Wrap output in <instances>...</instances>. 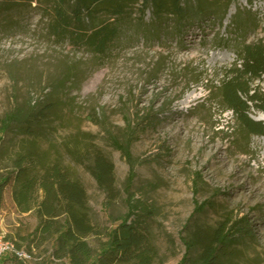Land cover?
Segmentation results:
<instances>
[{
  "label": "rangeland",
  "instance_id": "obj_1",
  "mask_svg": "<svg viewBox=\"0 0 264 264\" xmlns=\"http://www.w3.org/2000/svg\"><path fill=\"white\" fill-rule=\"evenodd\" d=\"M225 2L219 0L206 16L182 26L170 17L155 27L150 11L141 13V0L130 8L121 37L103 57L85 45L50 36L51 5L34 1L0 19V117L29 101L58 104L38 139L42 153L49 161L73 167L88 192L91 221L98 231L111 228L112 218L128 212L127 191L139 200L143 208L137 216L149 231L156 264L180 263L186 252L181 232L196 204L207 200L211 203L193 221L207 227L230 216L245 218L254 237L239 244L237 264H264V136L251 137L248 148L238 144L234 114L224 111L208 91L238 60V47L262 38L264 0H236L224 11ZM238 9L250 11L251 18L245 14L243 23L252 20L255 25L235 29ZM97 18L96 25L111 20L102 13ZM256 83L264 90V79ZM147 110L157 118L154 124L138 119L137 113L142 116ZM94 113L99 123L104 115L105 124L96 125ZM249 113L264 124L255 118L261 112ZM127 119L133 121L138 137L131 150L135 161L131 182L130 165L110 146L105 132L121 135ZM86 134L114 162L119 191L115 201H109L66 152L75 136L88 141ZM21 138L7 136L4 152L15 154ZM197 174L202 189L195 195ZM12 189L13 184L6 188L0 206V233L8 241L20 242L28 255L31 252L26 264H69L53 258V240L39 245V235L31 244L17 237L30 235L38 222L33 213H19ZM91 244L96 248L98 242L92 239ZM13 260L6 254L0 264Z\"/></svg>",
  "mask_w": 264,
  "mask_h": 264
},
{
  "label": "trees",
  "instance_id": "obj_2",
  "mask_svg": "<svg viewBox=\"0 0 264 264\" xmlns=\"http://www.w3.org/2000/svg\"><path fill=\"white\" fill-rule=\"evenodd\" d=\"M34 1L47 7L51 5L53 20L49 24L50 36L85 45L96 56L103 57L108 55L113 42L121 37L123 20L129 17L130 8L141 0H0V19L9 17ZM225 1L222 5L224 11L236 0ZM218 4L219 0H143L141 13L145 16L144 11L149 10L151 23L155 27L170 17L175 19L177 26H182L189 20L206 16ZM98 13L111 20L96 25ZM245 14L251 18L250 11L245 13L239 10L234 16L235 29L244 30L255 22L243 23ZM236 54L238 60L223 72L221 79L208 91L220 102L224 111L234 114L238 128L237 143L246 144L248 148L251 137L264 136V124L255 121L249 113L251 109L264 113V90L256 83L264 79V27L259 42L241 45ZM57 108L58 104L55 103L32 105L29 101L26 105L15 106L0 117V206L6 188L13 184L11 194L15 207L21 214L33 213L38 222L30 235L18 234L17 237L31 244L36 241L34 237L39 235V245L53 240V258L59 261L66 259L69 264H156V250L149 231L144 229L137 216V212L143 208L139 200H134V196L127 191L128 212L112 218L111 228L98 231L91 221L88 192L74 176L73 167L59 160L49 161L47 153H42L38 139L44 135L49 117L56 114ZM139 114L141 124H154L157 120L150 115V110L144 111L142 116ZM92 116L96 125L105 124L107 120L102 115L99 123L97 114ZM105 132L110 146L121 152L130 165L131 182L135 167L131 150L138 140L133 121L127 119L121 135L109 130ZM9 135L22 137L19 150L13 155H8L2 149ZM90 136L84 135L88 141L75 136L70 145L65 146L66 152L71 161L94 178L107 199L115 201L119 191L116 189L114 162L102 149L93 145ZM201 186L202 178L197 174L194 179L195 195L201 191ZM210 203L207 200L204 204H196L182 230L181 240L186 252L178 264H237L239 244L253 239L250 224L245 218L234 219L230 216L215 226L207 227L193 221L194 216L204 213ZM100 236L105 240L98 241ZM92 239L98 242L96 248L91 244ZM17 246L22 248L20 242ZM12 258L13 264L27 263L17 257Z\"/></svg>",
  "mask_w": 264,
  "mask_h": 264
},
{
  "label": "built area",
  "instance_id": "obj_3",
  "mask_svg": "<svg viewBox=\"0 0 264 264\" xmlns=\"http://www.w3.org/2000/svg\"><path fill=\"white\" fill-rule=\"evenodd\" d=\"M6 254H11L12 257L23 261L31 259L30 254L28 255L22 248H18L14 241L6 240L5 235L0 233V259Z\"/></svg>",
  "mask_w": 264,
  "mask_h": 264
},
{
  "label": "bare ground",
  "instance_id": "obj_4",
  "mask_svg": "<svg viewBox=\"0 0 264 264\" xmlns=\"http://www.w3.org/2000/svg\"><path fill=\"white\" fill-rule=\"evenodd\" d=\"M256 120L264 121V113L259 114L257 117H255Z\"/></svg>",
  "mask_w": 264,
  "mask_h": 264
}]
</instances>
